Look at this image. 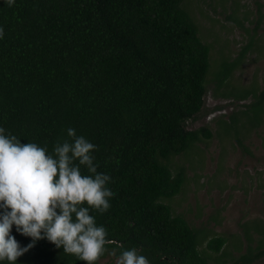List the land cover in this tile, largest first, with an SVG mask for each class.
Returning <instances> with one entry per match:
<instances>
[{
  "label": "trees",
  "instance_id": "trees-1",
  "mask_svg": "<svg viewBox=\"0 0 264 264\" xmlns=\"http://www.w3.org/2000/svg\"><path fill=\"white\" fill-rule=\"evenodd\" d=\"M0 29L5 134L50 155L57 141L71 142L69 128L96 146L94 163L111 177L114 195L107 212L90 215L114 242L109 251L136 248L149 264H208L195 230L161 202L185 180L183 169L171 172V160L211 137L205 127L186 129L204 106L211 67L184 0H0ZM234 66L224 60L217 78L211 74L218 88ZM246 97L262 116L264 90ZM11 235L21 248L33 243L15 225ZM262 237L256 254L248 248L232 264L264 255ZM204 239L205 249L220 252L223 238ZM107 257L103 264H116L108 252L100 260ZM16 264L86 262L41 239Z\"/></svg>",
  "mask_w": 264,
  "mask_h": 264
},
{
  "label": "rangeland",
  "instance_id": "rangeland-1",
  "mask_svg": "<svg viewBox=\"0 0 264 264\" xmlns=\"http://www.w3.org/2000/svg\"><path fill=\"white\" fill-rule=\"evenodd\" d=\"M184 8L209 47L213 78L224 60L235 66L226 86L208 77L204 106L186 129L205 127L211 137L171 160V172L183 169L185 180L161 202L195 230L208 264H232L248 248L256 254L264 236V114L251 97L242 99L264 90V0H184ZM204 237L223 238L218 254L205 249ZM250 264H264V255Z\"/></svg>",
  "mask_w": 264,
  "mask_h": 264
},
{
  "label": "clouds",
  "instance_id": "clouds-1",
  "mask_svg": "<svg viewBox=\"0 0 264 264\" xmlns=\"http://www.w3.org/2000/svg\"><path fill=\"white\" fill-rule=\"evenodd\" d=\"M13 2L7 0L9 6ZM67 136L71 142L57 141L50 155L47 147L21 144L0 128V261L16 264L36 241L47 239L86 264H97L106 252L116 257V264H149L136 248L121 247L117 256L116 248L106 247L114 242L106 239L105 227L97 226L90 210H109L111 177L97 171L93 143L72 128ZM13 225L33 243L21 248L11 235Z\"/></svg>",
  "mask_w": 264,
  "mask_h": 264
}]
</instances>
